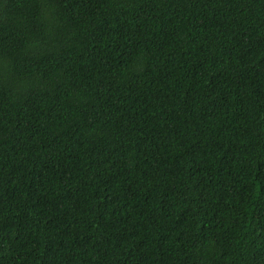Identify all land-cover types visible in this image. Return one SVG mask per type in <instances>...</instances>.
<instances>
[{
  "label": "trees",
  "instance_id": "16d2710c",
  "mask_svg": "<svg viewBox=\"0 0 264 264\" xmlns=\"http://www.w3.org/2000/svg\"><path fill=\"white\" fill-rule=\"evenodd\" d=\"M0 264H264V0H0Z\"/></svg>",
  "mask_w": 264,
  "mask_h": 264
}]
</instances>
